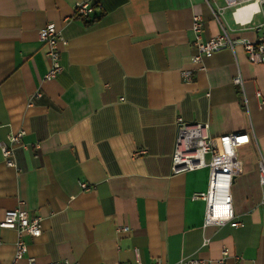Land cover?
<instances>
[{"label": "crops", "instance_id": "crops-1", "mask_svg": "<svg viewBox=\"0 0 264 264\" xmlns=\"http://www.w3.org/2000/svg\"><path fill=\"white\" fill-rule=\"evenodd\" d=\"M81 1L0 0V147L24 132L14 168L0 150V219L19 208L41 226L39 237L23 236L17 264H135V249L141 264L215 263L224 247V264H264V65L239 45L190 61L194 15L203 41L221 24L231 39L257 42L264 12L251 3L216 20L210 8L223 0H96L83 20L74 17ZM49 24L66 45L62 71L45 81L38 31ZM177 119L207 125L211 137L249 134L229 189L238 227L205 225V202L192 195L207 192L208 167L172 174ZM16 241L0 229V264H11Z\"/></svg>", "mask_w": 264, "mask_h": 264}, {"label": "built area", "instance_id": "built-area-1", "mask_svg": "<svg viewBox=\"0 0 264 264\" xmlns=\"http://www.w3.org/2000/svg\"><path fill=\"white\" fill-rule=\"evenodd\" d=\"M208 3V0H204ZM224 6L214 5L210 8L212 16L218 20L225 9H239L257 3L259 11L264 12V0H223ZM96 9V0H82L75 3L74 17L88 20L93 17ZM191 31L194 35L193 49L195 53L191 56L192 64H199L203 58H209L215 53L228 49L232 54L237 45L242 47L247 60L256 65H264V39L251 42L247 40H233L228 31L220 24V32L217 36L203 41V19L194 15L192 17ZM38 40L46 48V58L49 68L44 76L45 81L55 79L62 71L60 65V47L66 45L61 32L54 25H46L39 29ZM190 72H183L185 80L190 79ZM234 84H241L240 77H235ZM259 97V92L255 93ZM1 125V123H0ZM24 135L23 131L8 135L7 142L0 147L1 156L7 167L14 168L13 146L18 145ZM250 143L248 133H235L211 137L208 134V126L204 124H189L177 119L176 138L174 150L171 156V172L179 175L196 169L209 168V182L206 193H194L193 200L205 202V225H226L235 228L239 223L233 217L231 198L229 194L231 180L241 172V162L237 158V151L244 145ZM208 157V159H207ZM258 182L264 188V158L258 160ZM82 190L88 189L87 185L80 184ZM264 205V194L261 200ZM0 229L12 230L17 235L15 251L11 264H17L27 251L23 236L37 238L41 235L39 217H31L27 212L16 208L5 211L0 219ZM118 232H127V228H119ZM135 253V264H141L137 249ZM229 251L221 249L220 258L213 263L209 260L183 259L173 264H224ZM27 264H37L33 258L27 259ZM46 264H79L64 260L51 261ZM150 264H169L159 259L153 260Z\"/></svg>", "mask_w": 264, "mask_h": 264}, {"label": "trees", "instance_id": "trees-1", "mask_svg": "<svg viewBox=\"0 0 264 264\" xmlns=\"http://www.w3.org/2000/svg\"><path fill=\"white\" fill-rule=\"evenodd\" d=\"M92 21H95L94 19L92 20ZM91 22H89L88 24H86V25H89Z\"/></svg>", "mask_w": 264, "mask_h": 264}, {"label": "rangeland", "instance_id": "rangeland-1", "mask_svg": "<svg viewBox=\"0 0 264 264\" xmlns=\"http://www.w3.org/2000/svg\"><path fill=\"white\" fill-rule=\"evenodd\" d=\"M207 159H208V157H207Z\"/></svg>", "mask_w": 264, "mask_h": 264}]
</instances>
